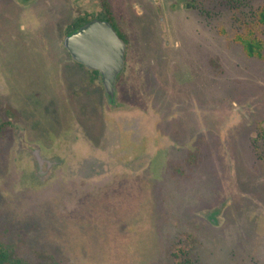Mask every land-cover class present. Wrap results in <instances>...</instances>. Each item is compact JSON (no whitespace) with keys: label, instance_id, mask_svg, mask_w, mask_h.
<instances>
[{"label":"rangeland","instance_id":"obj_1","mask_svg":"<svg viewBox=\"0 0 264 264\" xmlns=\"http://www.w3.org/2000/svg\"><path fill=\"white\" fill-rule=\"evenodd\" d=\"M100 1L0 0V243L18 264H264V60L236 42L264 57V0H107L128 38L111 102L63 46Z\"/></svg>","mask_w":264,"mask_h":264},{"label":"water","instance_id":"obj_2","mask_svg":"<svg viewBox=\"0 0 264 264\" xmlns=\"http://www.w3.org/2000/svg\"><path fill=\"white\" fill-rule=\"evenodd\" d=\"M63 46L75 62L99 73L109 102L113 101L127 49L116 30L106 21L91 20L66 36Z\"/></svg>","mask_w":264,"mask_h":264},{"label":"trees","instance_id":"obj_3","mask_svg":"<svg viewBox=\"0 0 264 264\" xmlns=\"http://www.w3.org/2000/svg\"><path fill=\"white\" fill-rule=\"evenodd\" d=\"M100 11L95 14L91 15L90 17L86 16H79L77 17L70 25L67 26V29L65 31V36H68L74 32H76L81 26L84 24L88 23L91 20H101V21H106L108 22L118 33V35L125 41L126 44H128V38L127 36L123 33L121 28L119 27L117 23V19L113 13L112 6L107 0H101L100 1ZM236 42L241 45L242 49L246 53V55L250 58H257L260 60H264L262 51H263V45L261 42L250 35V37H237ZM82 66V65H81ZM83 67V66H82ZM93 74L96 77H100L99 73L97 71H93ZM120 78V76H119ZM118 78V79H119ZM175 249V248H173ZM181 252V250L179 249ZM171 260L173 261L174 264H195L191 260H183L179 258L178 254L173 255V251L170 254V258L168 255V262L169 264L171 263ZM0 264H18L9 255L6 247L0 243Z\"/></svg>","mask_w":264,"mask_h":264},{"label":"flooded vegetation","instance_id":"obj_4","mask_svg":"<svg viewBox=\"0 0 264 264\" xmlns=\"http://www.w3.org/2000/svg\"><path fill=\"white\" fill-rule=\"evenodd\" d=\"M71 35V34H70ZM66 37V36H65ZM70 55V54H69ZM75 62V61H74ZM77 63V62H76ZM78 64V63H77ZM78 65H80V64H78ZM81 66V65H80ZM84 67V66H83ZM84 68H86V67H84ZM87 69V68H86ZM87 70H89V69H87ZM90 71V70H89ZM92 73H93V71H91ZM100 80H101V77H98ZM118 80V79H117Z\"/></svg>","mask_w":264,"mask_h":264}]
</instances>
